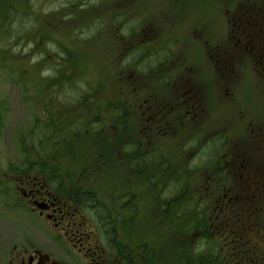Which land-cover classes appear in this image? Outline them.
Instances as JSON below:
<instances>
[{
	"label": "rangeland",
	"instance_id": "rangeland-1",
	"mask_svg": "<svg viewBox=\"0 0 264 264\" xmlns=\"http://www.w3.org/2000/svg\"><path fill=\"white\" fill-rule=\"evenodd\" d=\"M110 2L115 5L96 0H0V165H24V170L41 165L61 181L103 199L107 186L113 195L116 181L134 180L128 160L134 162L144 150L128 155L126 149L138 144L154 153L146 157L152 160L151 166H144L149 169L135 177L140 182L149 177L164 180L158 167H168V179L178 181L185 174L190 183L187 196L197 197V203L206 192L207 177L241 183L237 167L234 178L216 162L230 158L236 166L237 151L253 148V139L254 147L261 144L264 0ZM254 22L255 38L263 43L258 48L251 38L252 47H244L242 29L248 32ZM148 43V53L139 49ZM159 62L171 85L154 83L145 89L165 102L181 87L198 92L202 102H194L203 109V119L201 114L197 121L188 117L183 124H163L148 143L141 136L144 123L137 122L138 109L126 103L133 94L120 88L133 69L147 71ZM99 112L111 121L99 122L98 137L90 135L95 123L89 122ZM193 151L198 157H189Z\"/></svg>",
	"mask_w": 264,
	"mask_h": 264
},
{
	"label": "flooded vegetation",
	"instance_id": "flooded-vegetation-1",
	"mask_svg": "<svg viewBox=\"0 0 264 264\" xmlns=\"http://www.w3.org/2000/svg\"><path fill=\"white\" fill-rule=\"evenodd\" d=\"M96 1L115 5L108 0ZM257 25L252 23L248 32L242 29L244 47H252L251 38L258 48L263 43L252 30ZM151 45L139 49L148 53ZM151 66L142 72L133 69L132 77L120 88L133 94L126 103L138 109L137 122L144 123L141 136L148 143L160 134L163 124H183L188 117L192 118L188 121H197L201 114L203 119V109L198 110L200 105L194 102L201 101L198 92L181 87L165 102L145 89L154 83L163 87L172 83L171 77L160 72V62L157 68ZM100 113L90 118L89 124L95 123L90 135L99 137V122L111 121ZM261 130L259 147H254L253 139V148H241L233 155L236 166L230 158L224 164L216 162L219 170L228 168L231 175L237 167L241 183L230 185L222 177H207L206 192L199 203L197 197L187 196L190 183L185 174L178 181L165 177L168 167H158L162 181H155V177L154 181L152 177L144 182L136 180L152 165L146 157L154 155L138 144L126 149L128 155L144 150L134 162L128 160L136 178L116 181L113 195L105 186L103 199L83 193L72 182L61 181L52 169L41 165L27 166V170L24 165H0V264H264V127ZM74 135H69L70 139ZM190 156L198 154L193 151ZM124 157L121 154L122 166L127 164ZM146 163L148 167H144ZM197 168L193 170L197 172Z\"/></svg>",
	"mask_w": 264,
	"mask_h": 264
}]
</instances>
